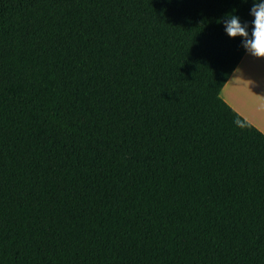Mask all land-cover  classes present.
Instances as JSON below:
<instances>
[{
	"label": "trees",
	"instance_id": "obj_1",
	"mask_svg": "<svg viewBox=\"0 0 264 264\" xmlns=\"http://www.w3.org/2000/svg\"><path fill=\"white\" fill-rule=\"evenodd\" d=\"M253 2L0 0V264H264Z\"/></svg>",
	"mask_w": 264,
	"mask_h": 264
},
{
	"label": "crops",
	"instance_id": "obj_2",
	"mask_svg": "<svg viewBox=\"0 0 264 264\" xmlns=\"http://www.w3.org/2000/svg\"><path fill=\"white\" fill-rule=\"evenodd\" d=\"M221 98L264 133V61L245 54L221 91Z\"/></svg>",
	"mask_w": 264,
	"mask_h": 264
},
{
	"label": "clouds",
	"instance_id": "obj_3",
	"mask_svg": "<svg viewBox=\"0 0 264 264\" xmlns=\"http://www.w3.org/2000/svg\"><path fill=\"white\" fill-rule=\"evenodd\" d=\"M250 15L253 17L250 31L249 25L242 24L236 15H228L221 23L228 37L240 39L246 56L264 61V0H254Z\"/></svg>",
	"mask_w": 264,
	"mask_h": 264
}]
</instances>
